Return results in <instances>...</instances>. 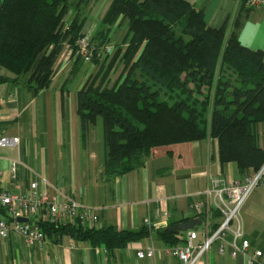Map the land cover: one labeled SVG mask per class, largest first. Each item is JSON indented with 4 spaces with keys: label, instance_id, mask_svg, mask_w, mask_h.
<instances>
[{
    "label": "trees",
    "instance_id": "obj_1",
    "mask_svg": "<svg viewBox=\"0 0 264 264\" xmlns=\"http://www.w3.org/2000/svg\"><path fill=\"white\" fill-rule=\"evenodd\" d=\"M96 1L2 0L0 68L27 77L25 83L36 91L48 88L64 46L76 47ZM70 13L71 21L65 25ZM120 21L126 25L127 45L124 51L113 49L105 55L102 49L108 40L92 41L106 38ZM100 24L103 29L90 42L94 50H101V61L111 56L109 66L119 63L122 70L109 89L99 91L95 81L81 89L77 115L82 136L101 119L106 176L117 177L142 166L156 147L206 138L217 141L222 165L233 162L245 174L262 167L264 142L260 143L258 127H264L263 51L241 46L235 32L227 35L226 23L209 28L202 12L183 0H111ZM97 57L94 52L92 61ZM224 68L235 77L220 76ZM136 69L145 81L132 78ZM150 82L165 88L169 97L175 89L185 97L172 104L158 100ZM192 95H199L200 102ZM40 229L45 237L72 235L108 252L148 235L146 230L71 224L42 223ZM165 229L159 232L165 241L172 245L181 241Z\"/></svg>",
    "mask_w": 264,
    "mask_h": 264
},
{
    "label": "crops",
    "instance_id": "obj_2",
    "mask_svg": "<svg viewBox=\"0 0 264 264\" xmlns=\"http://www.w3.org/2000/svg\"><path fill=\"white\" fill-rule=\"evenodd\" d=\"M2 0H0L1 2ZM201 11L205 24L219 29L225 23L227 35L235 32L241 46L264 52V11L248 8L247 0H183ZM111 0L92 5L83 32L91 37L101 31L100 20ZM71 14V13H70ZM70 16V15H69ZM125 27V25H124ZM74 61V60H73ZM55 68L48 88L36 91L25 80L0 68V137L18 138V148H0V189L13 195L25 194L37 179L38 190L51 197L67 196L94 209L98 216L95 229L112 227L116 231L148 235L124 248L108 252L102 246L75 239L72 235L45 237L41 247L25 245L9 234L0 239V264H183L164 253L172 247L159 232L196 217L190 210L195 202H209L205 195L210 182L218 177L238 180L240 173L233 162L221 164L215 139L173 144L151 150L142 166L123 175L104 174L102 124H90L82 136L77 115V94L68 83L76 69ZM264 127H258L263 144ZM16 161V178L10 163ZM234 170V172H233ZM236 173V174H235ZM166 211L167 219L157 216ZM159 223L148 229L144 220ZM185 220V221H183ZM247 254L264 251V183L246 199L240 213ZM218 221L211 219L209 232ZM201 227V228H200ZM200 229V232H199ZM199 244L205 239L202 223L195 230L174 234L183 242L190 234ZM152 245L153 258H137V252ZM215 242L196 264H247L244 255L233 258L228 248L219 250Z\"/></svg>",
    "mask_w": 264,
    "mask_h": 264
},
{
    "label": "built area",
    "instance_id": "obj_3",
    "mask_svg": "<svg viewBox=\"0 0 264 264\" xmlns=\"http://www.w3.org/2000/svg\"><path fill=\"white\" fill-rule=\"evenodd\" d=\"M248 8H262L264 0H247ZM91 36L83 32V36L76 43V53L85 63H90L94 47L90 42ZM113 48L106 46L102 49L105 55L112 54ZM101 54V52H100ZM61 67H65L64 65ZM18 138L0 137V148H18ZM16 161L10 163L11 178L15 180ZM264 183V164L251 174L244 175L238 180H227L222 177L213 179L206 189L205 195L209 202H195L190 206L196 217L201 218L205 226L206 236L203 242L195 244L194 234H190L185 241L178 242L164 253L174 257L183 264H196L211 249L215 242L219 243V250L228 248L229 255L236 258L244 255L247 264H264V251L256 250L247 254L249 242L244 238V230L240 220L241 209L249 197L261 184ZM157 216L167 219L166 211L158 212ZM218 224L214 231L209 232L211 219L215 218ZM24 218L26 222H19ZM98 216L94 209L86 207L67 196L51 197L38 190L37 179L30 184V190L25 194L13 195L0 189V239L5 240L9 234L15 235L25 245L41 247L45 236L40 224L49 225H77L83 228H94ZM148 229L158 228L159 223L144 220ZM155 249L152 245L137 252V258H153Z\"/></svg>",
    "mask_w": 264,
    "mask_h": 264
},
{
    "label": "rangeland",
    "instance_id": "obj_4",
    "mask_svg": "<svg viewBox=\"0 0 264 264\" xmlns=\"http://www.w3.org/2000/svg\"><path fill=\"white\" fill-rule=\"evenodd\" d=\"M96 2H93L91 4L94 8L96 7V5H95ZM91 7L89 8V13H90ZM69 15H71V14H69ZM70 21H71L70 16H68L67 18H65L64 24L67 25ZM87 21H88V18H87ZM124 25H125V22L120 21V23L118 25L114 26L110 31H108L106 38L101 37L102 38L101 39L100 37L97 36L96 40L94 39L92 41L93 44L98 43L100 40L101 41H107L108 40V42H106L105 44L107 46L112 47L114 49V52H116L117 50L124 51V49L127 45V30L124 27ZM175 30L179 31V29L177 27L175 28ZM96 34H94V36ZM92 37H93V35H92ZM77 39L78 38H76L75 40L77 41ZM76 41H75V43H76ZM94 52L97 54L98 57L96 59H98V60H96V61L91 60L90 63H85L80 58V56L77 55L75 45L74 46H71V45L70 46H67V45L64 46L55 67L60 68L61 66L64 65L66 68L74 60L72 65H70V67L75 68L76 72H74V74L71 76V79L68 83V86L70 85L71 90H73V89L79 90L80 88L83 89L85 87H88L94 81H95L94 87L97 88L99 91L103 90L105 88L109 89L113 86L115 81L118 79V77L121 73V70H122L121 65L119 63H117L114 66L110 67L109 65H110V61H111V56H109L104 61H101L103 58V56H100L101 58L99 57L101 50L96 49V50H94ZM219 75L222 77H235V75L233 74V72L229 68L222 69L221 74H219ZM131 76H132V78H136V79H139L141 81H145V78L143 77V74L139 69H136L132 73ZM151 83L152 82H150V84ZM151 85H152L153 89H155V91L158 94V96H157L158 100L167 101L169 104H172L173 102L178 101V100L185 97L182 95V93L179 89H175L174 91H171L172 94H171V97H169V94L165 88H162L160 86H156L153 83ZM189 87L193 88V86L191 84L189 85ZM191 99H194L197 102L198 101L200 102V96L199 95H197V97H194L192 95ZM199 110H200V108H199ZM206 115H207V113L205 114V116ZM97 122L99 123V125L102 124L100 118H97ZM233 172H234V170H233ZM246 175H248V174H246ZM199 232H200V229H199Z\"/></svg>",
    "mask_w": 264,
    "mask_h": 264
},
{
    "label": "water",
    "instance_id": "obj_5",
    "mask_svg": "<svg viewBox=\"0 0 264 264\" xmlns=\"http://www.w3.org/2000/svg\"><path fill=\"white\" fill-rule=\"evenodd\" d=\"M19 222H26L24 218L18 219ZM201 225L200 219H194L185 223H180L178 225L167 227L165 230L172 234L184 233L187 231L195 230L198 226Z\"/></svg>",
    "mask_w": 264,
    "mask_h": 264
}]
</instances>
